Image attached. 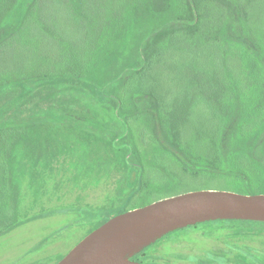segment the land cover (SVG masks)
<instances>
[{
	"label": "rangeland",
	"instance_id": "obj_1",
	"mask_svg": "<svg viewBox=\"0 0 264 264\" xmlns=\"http://www.w3.org/2000/svg\"><path fill=\"white\" fill-rule=\"evenodd\" d=\"M139 1H105L113 35L106 33L100 51L114 50L115 57L95 90L78 81H37L0 96V123L31 130L37 159L34 166L12 160L0 172L10 196L21 200L12 229L0 235V264H57L100 223L98 212L129 211L194 191L264 187V88L253 76L264 71V56L236 37L237 25L248 44L254 37L264 41V0H215L222 2L215 15L199 3L204 17L196 33L190 31L197 21L191 0L155 5L169 9L172 3L175 15L127 18V5ZM170 17L180 21L157 31ZM149 32H158L153 43ZM126 78L132 116L122 106ZM255 103L261 107L248 114ZM246 113L258 117L253 127ZM240 222L178 230L128 260L264 264V223Z\"/></svg>",
	"mask_w": 264,
	"mask_h": 264
},
{
	"label": "trees",
	"instance_id": "obj_2",
	"mask_svg": "<svg viewBox=\"0 0 264 264\" xmlns=\"http://www.w3.org/2000/svg\"><path fill=\"white\" fill-rule=\"evenodd\" d=\"M105 1L108 0H0V96L14 90H29L37 81H45L52 85L78 81L90 84L94 90L104 83L107 64L115 57L112 55L114 50L109 49V52L108 49H103L100 51L103 37L110 33L108 26L110 22L106 24V21L109 20L105 15L107 9ZM109 1L114 2L115 0ZM159 1L140 0L135 7L132 6L133 3H129L130 5H127L125 10V16L127 18L143 17L152 21L159 15L167 13L171 15L174 11L172 3L169 9H156L155 5ZM175 1L178 4L180 2V0ZM191 2L197 21L190 31L196 33L201 30L204 17L203 13H200L199 3L203 4L205 13L210 11L209 13L215 15L222 2L215 0H206L203 3L200 0H191ZM140 4L142 5L140 6ZM178 19L180 18L165 19L156 26V30L165 32L173 25H177L180 21ZM238 19L236 15V23L241 22ZM236 29L239 43L245 41V45L250 48L252 54H256L255 50H258L264 56V41L258 42L254 37L253 42L248 44L247 40L243 39V30L240 26L236 25ZM124 31L133 32L134 29L125 28ZM152 33L149 32L146 38L151 37L150 42L153 43L158 32L156 36ZM209 35L213 34L209 33ZM210 38L206 36L205 43L212 45L214 39ZM109 41H112L111 38ZM26 61L39 62V64L26 65ZM253 76L254 80H258L259 85L260 79H262L264 88V71L261 70L260 75L259 72H255ZM124 84L127 85V78L125 83L123 82L122 106L123 109L127 107L129 110L133 107V98L128 99L127 95L133 88L126 89ZM140 94L141 92H137L134 98L137 99ZM261 94H264V91ZM257 104H252L248 108V114L252 111L249 109L261 107ZM262 110L264 118V109L262 108ZM128 114H132V109L128 111ZM248 114L247 126L253 127L259 119ZM261 125L264 126V121H261ZM12 160L27 161L32 166L36 164L33 132L23 125L3 122L0 123V172L7 169ZM9 188L7 180L2 179L0 181V235L12 229V221L21 203L19 196H10ZM239 192L264 194V187H254L252 193ZM146 205L148 204L141 207ZM126 212L128 211L98 212L95 217L100 219V223L94 230L111 218Z\"/></svg>",
	"mask_w": 264,
	"mask_h": 264
},
{
	"label": "water",
	"instance_id": "obj_3",
	"mask_svg": "<svg viewBox=\"0 0 264 264\" xmlns=\"http://www.w3.org/2000/svg\"><path fill=\"white\" fill-rule=\"evenodd\" d=\"M264 223V194L202 190L111 218L57 264H141L128 258L168 234L208 222Z\"/></svg>",
	"mask_w": 264,
	"mask_h": 264
}]
</instances>
